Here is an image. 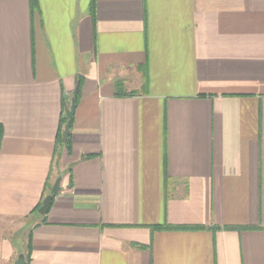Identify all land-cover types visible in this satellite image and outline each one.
Masks as SVG:
<instances>
[{
	"label": "crops",
	"instance_id": "0c3cea01",
	"mask_svg": "<svg viewBox=\"0 0 264 264\" xmlns=\"http://www.w3.org/2000/svg\"><path fill=\"white\" fill-rule=\"evenodd\" d=\"M0 126V264H264V0H0Z\"/></svg>",
	"mask_w": 264,
	"mask_h": 264
},
{
	"label": "trees",
	"instance_id": "16d2710c",
	"mask_svg": "<svg viewBox=\"0 0 264 264\" xmlns=\"http://www.w3.org/2000/svg\"><path fill=\"white\" fill-rule=\"evenodd\" d=\"M78 82H79V87H78V91H77V94L76 96H74V102L77 106L79 100H80V97H81V85H82V79L79 78L78 79ZM118 88V96L124 94V90L123 88L121 87V85ZM72 121H73V118L71 120H67L65 117L62 119V125H61V130H60V134L58 136V139H57V142H56V150H55V154H54V164L55 166L58 165V160L60 159L61 157V148H67L69 149L70 147V135H69V139L67 140L66 143H63L62 142V135H63V130L65 128L66 125H69V127H71L72 125ZM2 136H3V130H2V127L0 126V144H1V140H2ZM53 169V168H52ZM52 174H53V171H51L50 173V177H49V180H48V183H47V187H46V190H45V193H44V197L42 199V201L40 202V204L37 206V208L33 211V214L32 216H34L35 218L36 217H40L39 213H38V210L40 209V207L42 206V203L44 201V199L52 194ZM56 195H53V200H52V203H51V206L53 204V201L55 199ZM172 229H179V230H184V229H200V227H194V228H187V227H171L169 225H165V226H158V227H154V230L155 231H159V230H172ZM27 246H26V249L24 251H22L25 255V260L27 262V264H30L31 263V256H32V234H31V231L28 232V235H27Z\"/></svg>",
	"mask_w": 264,
	"mask_h": 264
},
{
	"label": "water",
	"instance_id": "95a60500",
	"mask_svg": "<svg viewBox=\"0 0 264 264\" xmlns=\"http://www.w3.org/2000/svg\"><path fill=\"white\" fill-rule=\"evenodd\" d=\"M77 90H78V85L76 86V89L73 93V95L77 94ZM75 110H76V104L74 102V100H72V104L70 107L66 108V114L65 117L67 120H71L74 117L75 114ZM70 134V127L69 125H66L63 131V135H62V142L65 143L68 140ZM61 182H62V177H58L52 187V194L48 195L43 203L42 206L40 207V209L38 210L39 215L41 216H45L50 208H51V203L53 200V195H58L61 192ZM14 264H27L26 260H25V255L23 253H21L17 259V261Z\"/></svg>",
	"mask_w": 264,
	"mask_h": 264
},
{
	"label": "rangeland",
	"instance_id": "374dc122",
	"mask_svg": "<svg viewBox=\"0 0 264 264\" xmlns=\"http://www.w3.org/2000/svg\"><path fill=\"white\" fill-rule=\"evenodd\" d=\"M54 180L52 181V184H53Z\"/></svg>",
	"mask_w": 264,
	"mask_h": 264
}]
</instances>
